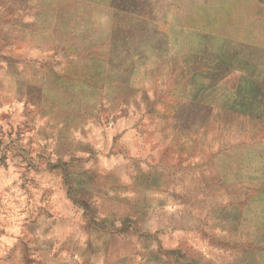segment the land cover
<instances>
[{
  "label": "rangeland",
  "instance_id": "374dc122",
  "mask_svg": "<svg viewBox=\"0 0 264 264\" xmlns=\"http://www.w3.org/2000/svg\"><path fill=\"white\" fill-rule=\"evenodd\" d=\"M66 13L96 76L55 72ZM0 259L264 264V0H0Z\"/></svg>",
  "mask_w": 264,
  "mask_h": 264
},
{
  "label": "crops",
  "instance_id": "0c3cea01",
  "mask_svg": "<svg viewBox=\"0 0 264 264\" xmlns=\"http://www.w3.org/2000/svg\"><path fill=\"white\" fill-rule=\"evenodd\" d=\"M65 23L66 25V40H65V44L64 45H60L57 46L55 45V49L57 50V48L60 50L61 54H63V56L65 57L64 62H66V64L63 66L62 63L61 66L59 67L60 70L55 71L56 73H58V75H65V76H73V75H82L83 76H96L98 74L97 70H89L88 68V64H86V67L88 69L84 70L85 67V63L86 62H105V59L100 58L98 52L95 50L94 53H90L89 49L86 48L87 43H88V35L89 32L88 30L86 32H84L83 28H80L79 30H73V16L70 13H66L65 15ZM78 19H81L80 17H77ZM69 21V22H68ZM68 22V23H67ZM70 25V26H69ZM86 29V28H85ZM88 29V28H87ZM83 42L84 44V48H80V46ZM94 48V46H93ZM53 50V44H51L50 46V50ZM95 49V48H94ZM103 56V55H102ZM107 62V61H106ZM63 66V67H62ZM62 68V69H61ZM83 78H80V80H82ZM43 105V102L38 103L37 107H40ZM72 159V158H71ZM69 161V160H68ZM72 161H76V160H72ZM78 163V162H77ZM74 181H77L78 178L74 177ZM93 185H96L97 188H103V193L102 194H98V201L96 203L91 202L92 200H94V191H93ZM74 186H79V190L76 191L74 189ZM72 188V192L68 193V197L71 199V201L78 206L80 209H82L83 213V220L85 221V225L87 226V229L89 230V227L92 228V230H95V222H93V216L89 215L87 211H97L100 208V200L102 198L105 197L104 195V183H98L96 184L93 181V178H86L84 179V181H80V183H75ZM125 186L127 187V183L125 184ZM108 189L115 191L116 189H118V187L114 186L113 184L108 186V188H105V191H108ZM126 190V189H125ZM122 190V191H125ZM99 192V191H98ZM97 193V192H96ZM120 193V192H119ZM114 197H116V195L114 194ZM114 201H116V198H113ZM118 200L121 201L120 197H117ZM127 201V199H126ZM130 203H132L130 201ZM95 206V208L93 210H91V207ZM97 209V210H96ZM134 208H131L130 206L127 209H121V207H115V210L112 212H109L107 214H109V216H105L106 218H102V220L100 219V221H102V223L104 222V224L99 223L98 225V233H100L103 236L106 237H113V238H118L120 237V233L123 234L126 232L125 228L129 226V224H127V221L129 222L131 218H129L130 215H128L127 213H130L131 211H134ZM120 211H125V213H121L119 214L121 217L125 216V219L122 221H119L118 228L117 229H113V227H111V225H105V223H107V221L110 223L112 221H117L116 218V213L120 212ZM145 211H149L148 208H145ZM98 212V211H97ZM89 215V216H88ZM128 217V218H127ZM115 218V219H114ZM103 226V227H102ZM88 234V239H86V245L89 242H93V236L90 235L91 239L89 238ZM79 253V252H78ZM2 259H0L1 261Z\"/></svg>",
  "mask_w": 264,
  "mask_h": 264
},
{
  "label": "trees",
  "instance_id": "16d2710c",
  "mask_svg": "<svg viewBox=\"0 0 264 264\" xmlns=\"http://www.w3.org/2000/svg\"><path fill=\"white\" fill-rule=\"evenodd\" d=\"M89 70H92V69H91V68H89ZM88 76H90V75H88ZM79 81H85V80H83V79H82V80H80V79H79ZM249 114H250V113L248 112V115H249Z\"/></svg>",
  "mask_w": 264,
  "mask_h": 264
}]
</instances>
